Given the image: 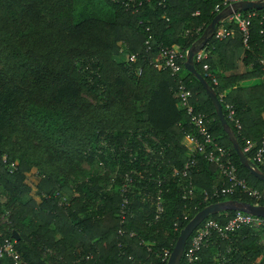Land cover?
<instances>
[{
  "label": "trees",
  "instance_id": "16d2710c",
  "mask_svg": "<svg viewBox=\"0 0 264 264\" xmlns=\"http://www.w3.org/2000/svg\"><path fill=\"white\" fill-rule=\"evenodd\" d=\"M136 1L142 2L137 10L122 0H0V152L15 163L10 172L0 161V189L9 194L0 206L10 212L0 242L15 230L28 264H166L163 254L204 206L226 199L264 205L240 188L211 196L226 182L204 155H196L187 176L174 173L188 159L182 140L196 132L176 95L183 84L193 112L204 115L214 140L229 150L237 176L264 190L233 146L254 143L244 154L264 172L253 160L264 137V9L242 11L256 14L245 48L237 25L226 19L215 29L233 28L232 35L217 39L207 32L214 6L224 0ZM192 45L207 53L200 62L194 55L193 63L220 99L229 130L200 80L184 68L185 58L178 76L156 65L160 48L186 53ZM240 47L247 69L228 74ZM84 160L100 161L107 171L83 170L77 162ZM29 172L37 176L34 192ZM126 174L132 181L122 191ZM158 192L164 210L156 219ZM234 212L206 218L223 223ZM254 235L244 226L218 239L202 264H221L216 254L226 246L231 264H255L259 256L264 264Z\"/></svg>",
  "mask_w": 264,
  "mask_h": 264
},
{
  "label": "built area",
  "instance_id": "2783aa9c",
  "mask_svg": "<svg viewBox=\"0 0 264 264\" xmlns=\"http://www.w3.org/2000/svg\"><path fill=\"white\" fill-rule=\"evenodd\" d=\"M117 1V0H116ZM244 0H224L221 4H216L214 6V12L219 13L223 7H231L233 3L241 2ZM257 1V0H251ZM264 1V0H260ZM124 4H130L134 10H137L141 5V1L136 0H122ZM255 12L250 11L243 13L241 10H236L227 15L223 20L235 23L237 25L238 31L241 33L242 43L245 48L248 47L250 38V24L251 18L255 16ZM221 20V21H223ZM148 29V28H147ZM199 28L197 29V31ZM234 32L233 28H217L214 30V37L217 39H222L226 36L232 35ZM148 41H146L147 43ZM186 56L185 52L180 51L176 48L162 47L157 55L159 64L161 68L169 69L171 74L178 76L182 70V61ZM207 53H196L195 59L200 62L205 59ZM135 55H130L129 60L133 61ZM202 68L204 70L208 69V64L203 63ZM214 84L217 83L214 76H211ZM176 95L180 100L181 106L186 110L190 117V121L196 129L194 134H187L184 137L183 144L187 149L188 159L184 163L183 167L179 170L175 169V174H181L182 176H187L188 171L191 167L196 164V155H204L209 162L215 163L219 172L226 184L220 187H215L212 195L213 197H225L229 194H233L237 189H241L242 192L254 197L258 200L264 202V190L260 191L258 189L252 188L247 185L245 179L239 178L237 176V169L235 164L230 158V152L228 149L219 145L214 137L208 131V121L205 119L204 115L199 113H194L193 108L189 102L190 92L185 88L183 84H179L176 89ZM220 100V99H219ZM228 118L233 122L236 129H241V123L239 118L236 116L235 110L231 104L226 105ZM254 143L247 141L246 145L242 149L243 153L250 151ZM253 160L259 166L264 168V137L261 142V146L256 150ZM0 161L7 165V168L12 172L15 168V163L9 160V156L6 153L0 152ZM258 167V166H257ZM132 178L126 174L125 183L122 186V191H126L129 187ZM187 193L191 196L193 193L190 187ZM210 195L204 192V200H208ZM155 208L154 214L155 218H159L163 213V199L158 192L154 196ZM125 214L123 215V217ZM247 226L249 228L261 227L264 228V217L256 216L248 212L235 210L234 214L229 216L227 220L223 223H219L217 220L212 218H205L197 227L192 231L187 241L188 244L184 247L182 258L180 264H202L203 262V252L209 246H213L217 243L218 239L227 240L230 235L237 229ZM123 229L118 230L119 235L124 234ZM130 235L133 236L134 232L131 231ZM187 243V242H186ZM231 246H226L224 252H217L216 258L221 264H231L230 258H228L227 253L231 252ZM171 251H166L162 256V261L167 262ZM2 258H9L12 264H28V262L23 258L22 254L16 248V240L12 237H4L0 242V261ZM130 260L132 257H128Z\"/></svg>",
  "mask_w": 264,
  "mask_h": 264
},
{
  "label": "water",
  "instance_id": "95a60500",
  "mask_svg": "<svg viewBox=\"0 0 264 264\" xmlns=\"http://www.w3.org/2000/svg\"><path fill=\"white\" fill-rule=\"evenodd\" d=\"M247 9H264V1H251V0H244L241 2L233 3L231 7L222 9L219 13H217L214 18L211 20L209 26H208V33L212 34L215 30L216 24L223 20L227 15H229L231 12L236 10H247ZM208 37L204 38L201 45H204L207 41ZM200 49V47H196L195 45H192L187 51L184 61V68L191 72L194 76L200 80L202 83L204 89L206 90L208 96L210 97L213 106L215 108V112L223 124V126L229 130V125L226 121V118L224 116V113L222 111V104L220 100L218 99L216 92L214 89L208 84L206 79L199 73L193 63V57L196 54V52ZM233 146L235 148V151L239 157V160L241 164H243L249 172L256 178L264 181V172L261 171L257 166L251 164L245 154L243 153L241 147L233 141ZM227 210H240L244 212H248L250 214L264 217V205L260 204H252L250 202H244V201H237L233 199H226L222 201H217L210 203L206 206H204L201 210H199L187 223L186 225L180 230L179 235L176 239V242L171 250V253L169 255V258L166 262V264H180L183 250L186 244V241L192 231L197 227L199 223L202 222L207 216L210 214H215ZM12 236L19 240V236L16 233L15 230H12Z\"/></svg>",
  "mask_w": 264,
  "mask_h": 264
},
{
  "label": "rangeland",
  "instance_id": "374dc122",
  "mask_svg": "<svg viewBox=\"0 0 264 264\" xmlns=\"http://www.w3.org/2000/svg\"><path fill=\"white\" fill-rule=\"evenodd\" d=\"M77 163H79V167L81 169L86 170V171H91V172L97 171L99 173H104L107 171V168L102 163H100V161L89 163L84 160V161H78ZM36 180H37V176L35 172H29L27 174L26 182L30 185L33 192L35 190ZM33 192L31 193V195H33ZM8 198H9V194L5 192L4 190L0 189V200L3 202H6ZM9 214H10L9 209H6L4 206H0V222L3 224V226H6V227L9 226ZM251 229L257 237V244L261 245L264 249V228L253 227ZM263 255H264V251H263ZM261 258L262 257L259 256L255 264H261L260 263Z\"/></svg>",
  "mask_w": 264,
  "mask_h": 264
},
{
  "label": "crops",
  "instance_id": "0c3cea01",
  "mask_svg": "<svg viewBox=\"0 0 264 264\" xmlns=\"http://www.w3.org/2000/svg\"><path fill=\"white\" fill-rule=\"evenodd\" d=\"M243 57H244L243 48H241V47L236 48L234 51V67L227 72L228 74L229 73L230 74H236V73L238 74V73H242V72L246 71L247 67L244 64ZM155 62H156L158 69H161V66L159 64V60L157 57L155 59ZM183 141H184V139L182 140V143H183ZM0 226L3 228L5 227V226H3V224L1 222H0ZM215 260L218 261L217 258ZM216 263H219V262H216Z\"/></svg>",
  "mask_w": 264,
  "mask_h": 264
}]
</instances>
